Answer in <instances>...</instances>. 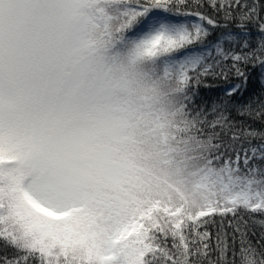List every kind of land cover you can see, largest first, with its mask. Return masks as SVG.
Instances as JSON below:
<instances>
[{
	"label": "snow or ice",
	"instance_id": "snow-or-ice-1",
	"mask_svg": "<svg viewBox=\"0 0 264 264\" xmlns=\"http://www.w3.org/2000/svg\"><path fill=\"white\" fill-rule=\"evenodd\" d=\"M249 66L264 0H0V264H264Z\"/></svg>",
	"mask_w": 264,
	"mask_h": 264
},
{
	"label": "trees",
	"instance_id": "trees-1",
	"mask_svg": "<svg viewBox=\"0 0 264 264\" xmlns=\"http://www.w3.org/2000/svg\"><path fill=\"white\" fill-rule=\"evenodd\" d=\"M251 2V0H249ZM160 11V10H156ZM210 11V9H209ZM195 21V18H193ZM175 22H185L184 17H177ZM228 30H231L233 33L239 31L236 26L235 22L230 23L228 26V29H216L214 31H211L210 36L207 38L206 43L210 44L213 43L217 40V38L221 37V35ZM249 30L252 32V37H251V46L256 45V41L258 39V33L257 30L253 27L250 26ZM199 50L201 46L196 45L194 46ZM233 47V45L230 44H225V48H230ZM213 55H215V52L213 50ZM211 62V61H209ZM246 71H251L253 72V76L251 77L248 85V89L245 92L244 96L242 99L237 98L233 100V103H241L244 102L248 99V96L250 93H260L261 91H264V83H262V80L264 78H261L256 74V70H253L251 66H249ZM230 75V80L229 81H224L222 79H215L212 77H208L205 80V84L207 85L206 87H202L198 90V96H197V103H200L201 101L204 102L207 106H211L213 102H219L221 99L224 98V89L229 86V84H234V83H239L240 81L235 77L233 73H229ZM264 99V97H262ZM236 119H246L244 117H236ZM246 123L251 124L254 128L258 130H264V124L260 123L259 121H253L251 119H246ZM254 143H258V141H253ZM260 217L259 216H246L245 220L247 221V227L244 229L249 233L248 239L251 241V243L255 246L258 247L259 250V245L264 244V240L260 239L261 234H264V226H261L258 221ZM255 221V222H254ZM215 231V229H213ZM226 231L229 233V237L232 235V229L231 228H226ZM239 237L237 235V245H238ZM232 241L229 238V244H231Z\"/></svg>",
	"mask_w": 264,
	"mask_h": 264
}]
</instances>
